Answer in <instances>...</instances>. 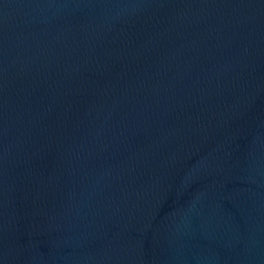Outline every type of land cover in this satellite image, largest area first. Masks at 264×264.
<instances>
[{
    "label": "water",
    "instance_id": "95a60500",
    "mask_svg": "<svg viewBox=\"0 0 264 264\" xmlns=\"http://www.w3.org/2000/svg\"><path fill=\"white\" fill-rule=\"evenodd\" d=\"M0 264H264V0H0Z\"/></svg>",
    "mask_w": 264,
    "mask_h": 264
}]
</instances>
